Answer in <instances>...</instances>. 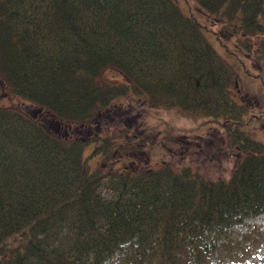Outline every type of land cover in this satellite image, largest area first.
<instances>
[{
  "label": "trees",
  "instance_id": "16d2710c",
  "mask_svg": "<svg viewBox=\"0 0 264 264\" xmlns=\"http://www.w3.org/2000/svg\"><path fill=\"white\" fill-rule=\"evenodd\" d=\"M195 1L234 20L240 50L264 37V0ZM216 47L232 50L174 0H0V86L11 90L0 102V264H222L246 254L222 234L264 213V142L240 126L247 102L232 94ZM107 68L122 80L100 82ZM129 95L221 121L243 153L231 176L111 158L116 141L101 129Z\"/></svg>",
  "mask_w": 264,
  "mask_h": 264
},
{
  "label": "rangeland",
  "instance_id": "374dc122",
  "mask_svg": "<svg viewBox=\"0 0 264 264\" xmlns=\"http://www.w3.org/2000/svg\"><path fill=\"white\" fill-rule=\"evenodd\" d=\"M174 1L183 11L193 12L198 17L209 32L210 40L213 41V36L219 37L232 47L228 52L216 48L232 68V94L238 102L242 99L247 102L249 112L244 115L240 126L251 137L264 142V60L258 46L264 37L257 36L250 40V48L245 49L246 52L240 50L235 45L238 38H232L237 33L232 25L234 20L207 14L195 0ZM118 80H122L121 74L113 68L105 69L100 75V82L112 84ZM0 92V102L8 103L10 87L4 83L0 86ZM115 104L117 107L110 112L112 118L108 120L109 126L104 124L101 129L116 141L117 147L112 149L116 153L111 158L115 159L121 151V162L138 155L140 160L137 163L141 167L169 164L177 169L188 166L206 179L217 180L228 179L243 157V153L231 145L230 129L223 127L217 119L174 107L149 103L143 106L142 101L132 95L117 99ZM127 139L130 140L125 142ZM119 143L124 146L118 148ZM109 163L103 158L92 161L95 165ZM102 193L108 195L107 190ZM222 236L232 241L231 244L241 246L246 253L238 258L220 259L222 264H264V213L247 220L246 227L233 226Z\"/></svg>",
  "mask_w": 264,
  "mask_h": 264
}]
</instances>
